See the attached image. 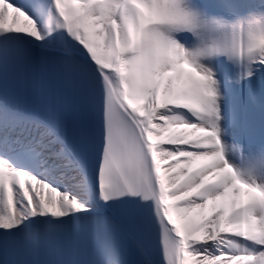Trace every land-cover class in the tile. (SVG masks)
<instances>
[{
  "label": "snow or ice",
  "instance_id": "obj_1",
  "mask_svg": "<svg viewBox=\"0 0 264 264\" xmlns=\"http://www.w3.org/2000/svg\"><path fill=\"white\" fill-rule=\"evenodd\" d=\"M264 0H0V264H264Z\"/></svg>",
  "mask_w": 264,
  "mask_h": 264
}]
</instances>
